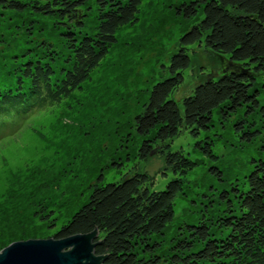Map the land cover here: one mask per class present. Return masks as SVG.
<instances>
[{
	"label": "rangeland",
	"instance_id": "1",
	"mask_svg": "<svg viewBox=\"0 0 264 264\" xmlns=\"http://www.w3.org/2000/svg\"><path fill=\"white\" fill-rule=\"evenodd\" d=\"M189 1L141 0L137 20L117 30L115 44L79 88L53 102L31 96L26 111L12 110V122L0 127V250L12 238L54 234L86 202L94 183L119 182L124 175L144 172L152 177V188L160 190L175 178L165 169L161 144L147 158L138 155L139 146L152 134H138L134 118L143 111L152 85L169 75L167 68L179 38L195 21L177 11ZM82 9L83 27L70 22L64 28L79 38L92 35L97 26L92 1ZM55 24L49 17L0 8V46L9 43L11 47L0 57L9 60L11 71L16 64L10 58L15 54L17 62H26L35 56L69 53ZM187 53L190 64L171 95L179 103L197 84L218 77L224 68V60L203 42L188 45ZM5 61L0 59V72ZM51 64L58 77L68 70L65 60ZM250 92H258L264 104V73L256 76ZM244 109L226 118L214 110L209 129L198 137L183 128L164 144L173 151L182 150L198 165L187 174L188 182L174 199L172 221L161 235L151 237L160 243L159 264H171L167 261L170 240L185 225L205 221L210 233L221 238L226 230L219 218L239 214L238 196L247 189L246 176L255 162L264 159L262 118L245 114ZM242 117L247 120L245 126L252 123L250 129L260 130L252 141L241 140L242 130L234 129ZM205 136L213 140L215 157L194 145ZM224 191L228 194L222 197Z\"/></svg>",
	"mask_w": 264,
	"mask_h": 264
},
{
	"label": "trees",
	"instance_id": "2",
	"mask_svg": "<svg viewBox=\"0 0 264 264\" xmlns=\"http://www.w3.org/2000/svg\"><path fill=\"white\" fill-rule=\"evenodd\" d=\"M91 1L97 10L95 32L79 38L73 31H65L70 22L78 29L83 27L82 7ZM140 5L141 0H0L2 10L49 17L59 27L58 34H62L69 50L61 57L52 53L29 57L26 62H17L19 55L15 54L10 58L16 64L12 71L9 60L0 57L6 62L5 70L0 72V114L12 109L26 111L31 96L53 102L61 94L79 88L115 44L117 30L137 20ZM177 11L195 21L179 38V47L167 68L169 75L152 85L143 111L134 118L138 134H152L143 140L138 155L147 158L161 144L159 152L165 169L175 178L160 190L152 188V177L144 172L124 175L119 182L94 183L86 202L52 236L62 238L97 230L95 242L99 243L95 251L104 256L103 264L161 262L156 255L160 243L152 242L151 237L161 235L172 221L174 199L188 182L187 174L198 165L182 150L173 151L164 145L168 140L183 128L198 137L209 129L214 110L226 118L243 107L245 114H259L264 124V104L259 102L258 92H250L256 76L264 73V0H190L181 3ZM197 42H203L219 57L240 64V69L200 82L179 103L171 95L183 82V71L190 64L187 46ZM8 44L1 45L0 52L11 48ZM59 60L68 63V70L59 73L61 77L50 68L52 61ZM245 122V118H240L234 129L242 130L241 140L252 141L260 130L250 129L252 123L245 126ZM194 145L200 152L215 157L211 137L198 139ZM245 182L247 189L238 196L239 214L219 218L226 234L221 238L213 236L205 221L187 224L178 237L170 240L167 261L264 264V159L255 162ZM225 194L228 191L221 196Z\"/></svg>",
	"mask_w": 264,
	"mask_h": 264
},
{
	"label": "water",
	"instance_id": "3",
	"mask_svg": "<svg viewBox=\"0 0 264 264\" xmlns=\"http://www.w3.org/2000/svg\"><path fill=\"white\" fill-rule=\"evenodd\" d=\"M220 58L224 60L223 74L240 69V64ZM53 235L12 238L0 250V264H103L104 256L95 251L97 230L62 238Z\"/></svg>",
	"mask_w": 264,
	"mask_h": 264
}]
</instances>
